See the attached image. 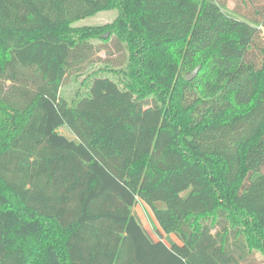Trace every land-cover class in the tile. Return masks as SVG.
Returning a JSON list of instances; mask_svg holds the SVG:
<instances>
[{
  "label": "trees",
  "instance_id": "obj_1",
  "mask_svg": "<svg viewBox=\"0 0 264 264\" xmlns=\"http://www.w3.org/2000/svg\"><path fill=\"white\" fill-rule=\"evenodd\" d=\"M224 6L0 0V264L264 257V3L240 19ZM107 11L112 23L74 26ZM102 51L87 91L64 97Z\"/></svg>",
  "mask_w": 264,
  "mask_h": 264
},
{
  "label": "rangeland",
  "instance_id": "obj_2",
  "mask_svg": "<svg viewBox=\"0 0 264 264\" xmlns=\"http://www.w3.org/2000/svg\"><path fill=\"white\" fill-rule=\"evenodd\" d=\"M257 1L258 0H253V4H256ZM261 1L264 3V0H261ZM223 3H225V6L223 7V11L227 15L238 18V19H240L241 15H237L238 14L237 10H242V12H246V11H249L248 9H252L253 7V4L250 3L249 1H247V5H243L242 2H239L238 0H223ZM117 14H118L117 11L100 12L93 17L77 22L74 26L76 27L103 26V25L112 23L117 17ZM260 31H261V38L264 39V27L260 28ZM105 37L108 38L109 35L106 33ZM96 45H97V42H96ZM98 55L99 56H97V59H99L100 61L97 60L95 63L88 66L79 75L71 76L66 79L65 84L62 86L61 93L68 100L74 99L77 91H79L80 94L85 93L87 91L88 84H89V80L87 79L88 75L93 73V71H97L98 69L100 70V69L105 68L106 65H104L101 60V59H105L104 52L102 51ZM199 70H200V67H199ZM111 75H114L115 78L117 77L116 76L117 74L115 73ZM60 133L65 134L66 136L70 138H74V136L66 128H61ZM139 204L140 205L137 206L135 209L134 208L132 209L133 216L139 222L141 227H143V229L145 227L149 231V234L153 239L158 240V236L155 230L157 226H155L156 223L153 217H151V214L149 213V211L144 207L143 202L139 201ZM158 206L160 208H163V205L161 204H159ZM163 241L167 245L178 242L173 235L171 236L168 235L166 237L164 236ZM243 264H264V257L259 253H255Z\"/></svg>",
  "mask_w": 264,
  "mask_h": 264
},
{
  "label": "water",
  "instance_id": "obj_3",
  "mask_svg": "<svg viewBox=\"0 0 264 264\" xmlns=\"http://www.w3.org/2000/svg\"><path fill=\"white\" fill-rule=\"evenodd\" d=\"M199 67H197L196 69H194L189 75L185 76V80L186 81H192L198 73Z\"/></svg>",
  "mask_w": 264,
  "mask_h": 264
},
{
  "label": "crops",
  "instance_id": "obj_4",
  "mask_svg": "<svg viewBox=\"0 0 264 264\" xmlns=\"http://www.w3.org/2000/svg\"><path fill=\"white\" fill-rule=\"evenodd\" d=\"M140 204H139V202L136 204V206L134 207V209L137 207V206H139ZM144 207L148 210V208L146 207V205H144ZM149 211V210H148ZM149 213H150V211H149ZM151 214V213H150ZM151 217H152V215H151ZM141 226V225H140ZM156 226V225H155ZM143 228V227H142ZM144 231H145V233L148 235V237L152 240V241H157V240H155V239H153L151 236H150V234H149V231L144 227V229H143ZM156 230V229H155Z\"/></svg>",
  "mask_w": 264,
  "mask_h": 264
}]
</instances>
